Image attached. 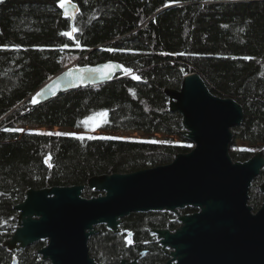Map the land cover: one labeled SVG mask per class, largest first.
I'll list each match as a JSON object with an SVG mask.
<instances>
[{"label": "trees", "instance_id": "16d2710c", "mask_svg": "<svg viewBox=\"0 0 264 264\" xmlns=\"http://www.w3.org/2000/svg\"><path fill=\"white\" fill-rule=\"evenodd\" d=\"M70 1L79 7L73 41L59 10L62 0H6L0 6V264H11L13 256L19 264H49L37 254L44 242L18 252L2 246L16 229L13 207L27 190L85 186L94 176L164 166L191 150L180 134L181 116L169 112L164 94L179 89L185 75L198 73L213 95L241 105L243 122L232 129L229 146L232 160L245 162L255 153L236 149L237 142L264 155V0ZM74 59L78 66L115 61L124 72L35 105L30 96ZM33 126L84 134L17 129ZM98 131L162 135L164 142L90 135ZM262 179L264 168L249 191L253 212L261 204ZM97 195L82 191L86 199ZM171 219L165 212L131 214L122 220L121 235L99 226L88 253L96 264L133 258L137 243L148 240V228H177ZM129 233L134 247L125 244Z\"/></svg>", "mask_w": 264, "mask_h": 264}, {"label": "water", "instance_id": "95a60500", "mask_svg": "<svg viewBox=\"0 0 264 264\" xmlns=\"http://www.w3.org/2000/svg\"><path fill=\"white\" fill-rule=\"evenodd\" d=\"M62 2L65 6L59 5V10L69 21L73 41L79 7L70 0ZM123 72L115 61L70 66L29 99L43 105L57 96L109 83ZM164 94L169 112L181 116V136L194 146L188 153L175 155L164 166L94 176L86 188L99 194L89 199L82 197L84 185L29 189L13 207L16 229L2 246L18 252L45 241L37 251L43 262L96 264L88 254L96 227L118 235L122 220L131 214L166 212L175 216L178 227L152 231L162 251L168 250L164 264H264V179L258 185L259 209L253 212L248 204L253 181L264 168L263 151L245 162H234L229 153L232 129L243 122L241 105L213 95L195 72L183 76L179 89H165ZM186 208L196 212L183 215ZM142 256L120 264H141ZM11 264H19L16 256Z\"/></svg>", "mask_w": 264, "mask_h": 264}, {"label": "rangeland", "instance_id": "374dc122", "mask_svg": "<svg viewBox=\"0 0 264 264\" xmlns=\"http://www.w3.org/2000/svg\"><path fill=\"white\" fill-rule=\"evenodd\" d=\"M70 61L71 62H69L66 65L65 69L70 67V66H78V65H76L79 62L78 60L74 59V61H72V60H70ZM17 129L20 130L21 132L34 131V132L53 133V134L66 133L69 135H83L84 134L81 131L70 129V128H43V127H34L33 126V127H17ZM182 130H183V128H182ZM90 135H93L96 137H109V138H115V139H120V140H129V141L150 142V141H152V139H154L153 141L164 142V136H162V135L147 136V135H144L141 133L122 132V131H98V132H94ZM174 142H179V139L175 138ZM190 147L193 148L194 146L190 145ZM236 149H248L250 151L252 150L254 152H257V151H255V149H252L250 146H248L247 143H243V142H237L236 143ZM85 189H88V188H86V185H85ZM97 194H99V193H97ZM174 218H175V216H174ZM175 220H176V218H175ZM176 224L178 226L177 222H176ZM96 230H98V229H96ZM156 242H157V240H156ZM45 245H46V242H44V246ZM44 246H42V247H44ZM126 246H128V245H126Z\"/></svg>", "mask_w": 264, "mask_h": 264}, {"label": "flooded vegetation", "instance_id": "af4514ba", "mask_svg": "<svg viewBox=\"0 0 264 264\" xmlns=\"http://www.w3.org/2000/svg\"><path fill=\"white\" fill-rule=\"evenodd\" d=\"M98 196V195H97ZM184 212V210L181 212L183 215H185V213H183ZM194 212H196V211H194ZM194 212H192V213H194ZM150 213H153V212H149V213H141V214H150ZM156 213H158V212H154L153 214H156ZM159 213H164V212H159ZM166 213V212H165ZM192 213H188V214H192ZM167 214H170V213H167ZM171 216H172V219L170 220V221H172V222H176V220H175V218H174V216L172 215V214H170ZM187 215V214H186ZM130 216V215H129ZM155 215H152V219H153V217H154ZM127 217H125L124 219H126ZM154 220V219H153ZM122 225H123V223H122ZM152 225H153V223H152ZM121 226V225H120ZM146 226H148V225H146ZM99 227V226H98ZM178 227V226H177ZM120 228V227H119ZM96 229H98L97 227H96ZM169 230V229H167V228H148V233H149V238H148V236H146V238L148 239V240H144V241H139V243H137L138 244V249H139V251L138 252H136L135 253V255H134V257L133 258H121L120 259V261H119V263L118 264H120V262L123 260V259H128V260H134L135 258H138L141 254H143V256L142 257H140L139 258V263H141V264H143V262L146 260H150L151 259V264H164L166 261H168V257H167V255H166V253L168 252V250H166V251H162V249H161V246L156 242V236L152 233V231H154V230ZM99 230H98V234H99ZM110 232V231H109ZM121 234H125L123 231H121V233L120 234H118V235H121ZM97 235V234H96ZM95 235V236H96ZM131 240L132 241V235L129 233L126 237L124 236V241H125V244L126 245H128L127 247H134L135 245H136V243L135 242H133L132 241V243H128V240ZM90 240V239H89ZM41 242H45V241H41ZM89 242V241H88ZM35 245V244H34ZM31 247V246H30ZM30 247H28V248H30ZM137 247V246H136ZM141 247V248H140ZM151 247H153V248H151ZM43 248V247H42ZM27 249V248H26ZM40 250V249H39ZM38 251V250H37ZM89 254V253H88ZM90 256V255H89ZM157 257V256H159L158 257V259H157V262L155 263V261H154V257ZM91 258V257H90ZM160 258V259H159ZM40 259H41V257H40ZM94 260V259H93ZM154 261V262H153ZM47 262V261H46ZM96 263V262H95ZM148 264V263H147Z\"/></svg>", "mask_w": 264, "mask_h": 264}, {"label": "snow or ice", "instance_id": "6c2138e0", "mask_svg": "<svg viewBox=\"0 0 264 264\" xmlns=\"http://www.w3.org/2000/svg\"><path fill=\"white\" fill-rule=\"evenodd\" d=\"M2 2H3V0H0V3H2ZM60 6H61V7H64L65 5H64L63 2H61ZM65 35H67V33H65ZM134 78L139 79V77H134ZM33 102H35V99L33 100ZM90 119H91V118H90ZM56 135H69V134H66V133H56ZM79 138H80V139H83V137H79ZM89 138H91V137H89ZM101 138H103V137H101ZM46 162H47V160H46ZM128 243L130 244V243H132V241L129 239V240H128Z\"/></svg>", "mask_w": 264, "mask_h": 264}]
</instances>
